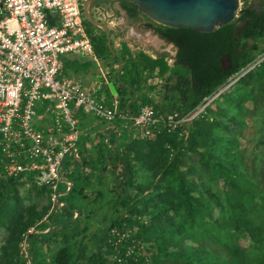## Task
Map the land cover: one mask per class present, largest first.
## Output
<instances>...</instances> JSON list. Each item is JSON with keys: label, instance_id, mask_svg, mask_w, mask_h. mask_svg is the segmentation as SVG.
<instances>
[{"label": "trees", "instance_id": "16d2710c", "mask_svg": "<svg viewBox=\"0 0 264 264\" xmlns=\"http://www.w3.org/2000/svg\"><path fill=\"white\" fill-rule=\"evenodd\" d=\"M240 1L235 18L210 32L154 24V34L175 47L171 66L163 55L133 53L124 42L112 55L103 31L82 18L96 58L116 63L119 112L135 115L148 104L182 116L212 99L190 121L157 124L147 136L120 119L111 121L112 130L97 126V135L79 136L76 157L67 155L62 165L70 182L57 189L62 204L38 224L37 213L23 216L16 189L49 190L31 174L4 176L0 156V224L7 231L0 264H264V59L239 75L264 48V0L256 8ZM118 5L131 20L142 15L134 3ZM46 16L55 23L53 12ZM153 78L163 83L158 100L150 94ZM75 115L81 129L84 113ZM246 119L260 123L261 136L249 148L239 143ZM108 169L105 181L100 176ZM244 237L247 247L238 241ZM22 239L27 253L19 251Z\"/></svg>", "mask_w": 264, "mask_h": 264}, {"label": "built area", "instance_id": "2783aa9c", "mask_svg": "<svg viewBox=\"0 0 264 264\" xmlns=\"http://www.w3.org/2000/svg\"><path fill=\"white\" fill-rule=\"evenodd\" d=\"M82 2L0 0L1 170L12 178L31 174L36 185L49 190V211L62 204L58 183L63 181L65 190L70 186L63 177L62 165L67 155L76 157L80 134L77 110L108 123L123 120L124 128H133L143 137L157 124L181 126L201 113L212 99L204 98L182 116L156 113L148 104L130 115L119 112L116 101L105 104L95 99L73 78L57 77L60 55L92 54L82 22ZM240 5L239 0L238 9ZM47 12H53L55 23L48 24ZM103 17L109 15L103 12ZM263 59L264 48L239 75ZM40 109L42 118L38 116Z\"/></svg>", "mask_w": 264, "mask_h": 264}, {"label": "rangeland", "instance_id": "374dc122", "mask_svg": "<svg viewBox=\"0 0 264 264\" xmlns=\"http://www.w3.org/2000/svg\"><path fill=\"white\" fill-rule=\"evenodd\" d=\"M99 4L98 6H100V10L97 11L95 10V6H89L88 11L90 13V15L99 20L100 22H102L108 30V34H109V40L111 42V38L112 40L116 39V37L118 38H123L126 35V32L128 29L134 28V26L136 27L135 29L137 31H139L138 35H133L130 38H127V42L130 43V45L132 46V52L134 53L135 51H138V48H141L143 50H145L147 53H151V52H163V56L166 59V62L168 65H172L173 64V56L175 54V47L171 44H164L161 46V51H157V49H153L154 45L151 43V41L147 40L146 37V33H147V28L144 26L142 27L140 24H137L138 22L144 20L147 22V24L152 23L150 20H148L145 16H141L137 21L135 22H130L127 19H122L121 17L119 18L118 14H115V16L113 17V19L111 17H103V12H106L107 14L110 13V10H114L116 8H119L118 3L115 1H110V0H99ZM247 3L251 4V6L253 8L257 7V2L258 0H246ZM110 19H112L110 21ZM111 22L113 23L112 25ZM141 23V22H140ZM155 24V23H153ZM154 26V25H153ZM98 28V27H97ZM151 29L153 27H150ZM95 33H98V29H94ZM152 34H154V32L152 31ZM138 36V37H137ZM167 43V42H166ZM111 44V43H110ZM111 46V45H110ZM116 51H118V46L116 45ZM112 50V47H110ZM156 55V54H154ZM99 66L101 68H103V62L99 59ZM151 82H154L155 84V89L153 91L150 92V94H156L154 95V100H158L159 98V94L163 92V83H161L160 80H158V78H153V80H151ZM230 83V82H229ZM228 84H224L222 88H219V92L222 91L223 89H225L227 87ZM97 126L98 127H105L107 124L100 122V121H96ZM260 129V123L255 122L252 119H246L245 123H244V127L241 129V134L239 135V143L241 146H245L247 148L254 146L252 143H256L257 140H259V137L261 136V133L259 132ZM108 131V130H107ZM95 134L97 132L93 131ZM96 137V136H95ZM251 140H253V142H251ZM109 174H110V170H106L104 171V173L101 174L100 178H103L105 181L109 180ZM63 181L59 182L57 187L60 189L63 187ZM210 188L214 189L215 186L214 185H210ZM149 191V190H147ZM146 190L143 191L142 194H145L147 192ZM16 193L18 195V197L21 198L22 204L25 207L23 210V216L24 217H28L29 213L35 212L38 215H40V217H36L34 220H36L35 223H39L41 221H46V215L48 214L49 211V200H48V196L45 192H41L38 193L36 190H34L33 188H31L30 186H28L27 184L24 186H18L16 189ZM148 195V194H147ZM145 195V196H147ZM123 212V210H122ZM32 226H30L28 228V231L32 230ZM133 231L135 229V227L131 228ZM128 230L127 232H131L132 230ZM6 235H7V231H6V227L5 224H0V260H3L5 258V255L3 253V251L1 250V247L4 246L6 244ZM239 244L243 247H247L248 245V239L244 238H239ZM149 245L148 241H144L141 242V244L139 245V249L138 252L141 255H146L147 251L146 248ZM6 246V245H5ZM19 248L23 253H26V249H25V240H21L19 241ZM42 249L40 248V253H42L43 251H41ZM7 252L9 250H6ZM26 256V254H24ZM46 256V254H45ZM49 260V258H47V256L45 257V259L43 260L44 263H47V261ZM29 263V262H28ZM40 264H43L40 261Z\"/></svg>", "mask_w": 264, "mask_h": 264}, {"label": "crops", "instance_id": "0c3cea01", "mask_svg": "<svg viewBox=\"0 0 264 264\" xmlns=\"http://www.w3.org/2000/svg\"><path fill=\"white\" fill-rule=\"evenodd\" d=\"M110 1H115L118 3V0H110ZM96 6H98V4ZM108 10L110 11V13L108 15L112 19L115 16V14H118L119 18L121 17L122 19L124 18V19L129 20L130 22H135L142 16V15H138L137 19L131 20V19L126 17V15L124 14V11L120 7L116 8L114 10H110V9H108ZM112 19H110V21ZM140 22H138L137 24H140L142 27L145 26L147 28V33L145 35L147 37V40L151 41V43L154 45L153 49H157V51H159V50L161 51V46L164 44H168V43H166L165 41H163L162 39L157 37L155 34H152V29L150 28L149 24H147L146 21L142 20ZM112 24L113 23L111 22L110 25H112ZM135 28L136 27L134 26V28L128 29L126 32V35L121 39L116 37V39L112 40V38H111V42H110L111 46L110 47H112V50H110L109 48L108 49L111 51L112 55L114 53L113 51L117 52L116 47H115L116 45L118 46L117 47L118 50L120 49V42H124L125 45L128 47V49L132 52L133 48L130 45V43L127 42L126 40H127V38H130L133 35L135 36V35L139 34L138 33L139 31H137ZM137 50H141L143 53L149 55L151 58H155V57H158L160 55H164L163 52H161V53H159V52L147 53L145 50H143L141 48H138ZM154 54H156V55H154ZM59 59H60V68L58 70L57 77L73 78L74 80L78 81L82 85L83 89L88 94L93 96L95 99L104 102L105 104H106V101H108V100L109 101L111 100V102L116 101V99H115L116 92H115L114 79H113V76L117 77V74H115L116 63H113L111 58L101 60L103 62V65H104L103 68H101L99 66V63H100L99 59L96 58L93 50H92L91 55H86V54H82V53H78V52H76V53L68 52V53L60 55ZM119 68H120V64L118 65V69ZM38 112H39L38 113L39 117L43 116L41 109L38 110ZM41 118H39V120H41ZM96 121H99V119L93 118L89 114H84L83 125L80 129L79 136L86 135L87 132H88L89 136L90 135H97L96 134L97 132L95 134H93L94 133L93 131H96V130L99 131V129H97V124H96L97 122ZM105 124H107V125L104 127V132L106 129L112 130L111 122H109V123L106 122ZM86 139L84 141V147L87 148L88 152L92 154L93 151H91L92 147L90 145V144H92V142L91 141L89 142V140H88L89 138L87 139L88 141H86Z\"/></svg>", "mask_w": 264, "mask_h": 264}, {"label": "water", "instance_id": "95a60500", "mask_svg": "<svg viewBox=\"0 0 264 264\" xmlns=\"http://www.w3.org/2000/svg\"><path fill=\"white\" fill-rule=\"evenodd\" d=\"M92 0H83L81 13L83 18L103 31L106 45L110 48L107 27L93 18L89 11ZM136 5L137 11L152 23L167 27H185L200 32H210L218 26L231 22L237 12L239 0H125ZM220 66H230L226 56L220 59ZM27 253V251H26Z\"/></svg>", "mask_w": 264, "mask_h": 264}, {"label": "flooded vegetation", "instance_id": "af4514ba", "mask_svg": "<svg viewBox=\"0 0 264 264\" xmlns=\"http://www.w3.org/2000/svg\"><path fill=\"white\" fill-rule=\"evenodd\" d=\"M96 0H92L91 2H90V5L89 6H93V3L95 2ZM120 2V0H118V3ZM124 14L126 15V13L124 12ZM126 17H127V15H126ZM128 18V17H127Z\"/></svg>", "mask_w": 264, "mask_h": 264}]
</instances>
